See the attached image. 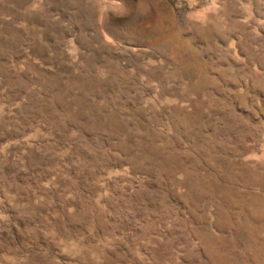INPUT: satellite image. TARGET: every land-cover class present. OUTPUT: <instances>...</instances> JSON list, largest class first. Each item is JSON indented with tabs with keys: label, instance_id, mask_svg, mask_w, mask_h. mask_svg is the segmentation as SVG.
Here are the masks:
<instances>
[{
	"label": "rangeland",
	"instance_id": "rangeland-1",
	"mask_svg": "<svg viewBox=\"0 0 264 264\" xmlns=\"http://www.w3.org/2000/svg\"><path fill=\"white\" fill-rule=\"evenodd\" d=\"M0 264H264V0H0Z\"/></svg>",
	"mask_w": 264,
	"mask_h": 264
}]
</instances>
